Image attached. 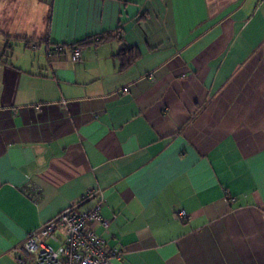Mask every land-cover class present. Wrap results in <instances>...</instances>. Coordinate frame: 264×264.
I'll use <instances>...</instances> for the list:
<instances>
[{
  "label": "crops",
  "instance_id": "obj_1",
  "mask_svg": "<svg viewBox=\"0 0 264 264\" xmlns=\"http://www.w3.org/2000/svg\"><path fill=\"white\" fill-rule=\"evenodd\" d=\"M89 189L112 264H264V0H0V264Z\"/></svg>",
  "mask_w": 264,
  "mask_h": 264
},
{
  "label": "built area",
  "instance_id": "obj_2",
  "mask_svg": "<svg viewBox=\"0 0 264 264\" xmlns=\"http://www.w3.org/2000/svg\"><path fill=\"white\" fill-rule=\"evenodd\" d=\"M65 45L56 44L48 53H60ZM75 61L81 59L82 49L73 47ZM124 92L127 91L125 88ZM232 198V197H231ZM90 199L95 203L88 210L81 206ZM103 194L101 189H89L65 210L31 231L15 251L18 264H112V258L121 259L123 252L109 250L103 232L109 227V220L101 213ZM181 218L183 210L177 211ZM62 237H59L57 233ZM52 242H57L54 246Z\"/></svg>",
  "mask_w": 264,
  "mask_h": 264
},
{
  "label": "trees",
  "instance_id": "obj_3",
  "mask_svg": "<svg viewBox=\"0 0 264 264\" xmlns=\"http://www.w3.org/2000/svg\"><path fill=\"white\" fill-rule=\"evenodd\" d=\"M105 39H107L106 36H101L99 39H97V42L105 40ZM117 56L123 59V62H122L123 67L127 65V60H129L127 58H131L130 59L131 61L134 60V56H132V54L130 53V50H127V49H122Z\"/></svg>",
  "mask_w": 264,
  "mask_h": 264
}]
</instances>
